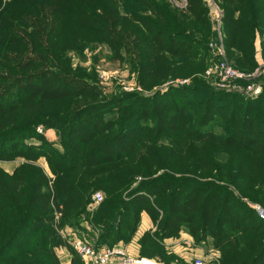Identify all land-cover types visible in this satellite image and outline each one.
Returning a JSON list of instances; mask_svg holds the SVG:
<instances>
[{
	"label": "trees",
	"instance_id": "obj_1",
	"mask_svg": "<svg viewBox=\"0 0 264 264\" xmlns=\"http://www.w3.org/2000/svg\"><path fill=\"white\" fill-rule=\"evenodd\" d=\"M132 1L149 16H126L117 0H41L0 12V162L25 160L11 174L0 167V264H61L55 248L62 246L73 264H83L58 229L89 214L96 192L107 199L92 222L103 232L95 248L135 238L145 213L156 230L136 241L140 255L130 247L135 256L172 264L176 256L165 241L186 231L197 243L210 239L221 264H264V221L230 188L165 172L150 177L162 159L189 163L177 168L185 173L220 172L209 157L221 150L244 160L235 157L234 182L256 185L264 177V97L252 101L209 88L204 98L199 79L165 93L109 95L72 68L69 52L105 44L115 60L128 59L140 86L149 88L183 77L177 64L188 68L187 58L200 65L217 41L203 0H186L188 20L174 12L168 17L153 0ZM218 2L228 59L253 71L256 33L264 37V0ZM66 99L90 103L56 113L53 106ZM40 126L59 133L62 150L37 132ZM33 139L38 143H28ZM41 158L53 178L37 164ZM127 161L150 167L144 176L150 179L132 188L134 178L102 176L105 167Z\"/></svg>",
	"mask_w": 264,
	"mask_h": 264
},
{
	"label": "rangeland",
	"instance_id": "obj_2",
	"mask_svg": "<svg viewBox=\"0 0 264 264\" xmlns=\"http://www.w3.org/2000/svg\"><path fill=\"white\" fill-rule=\"evenodd\" d=\"M0 1H2L0 3V12H2L3 10H7L8 8H14L13 10H15L16 8L20 9V7H27L26 4H38L41 0ZM117 1L121 7L123 14H125L126 16L129 15L131 12L140 13L144 16H149V13L144 7L135 3L132 0ZM153 1L155 2V5L158 10L164 12V14L167 16L169 15L170 18H172L171 16H173L172 14L174 12V14H178L180 16L179 20H181V18L184 20H188V18L186 17V0ZM203 2L208 7V16L211 21L212 29L216 33L217 41L212 42L210 44L211 49H207L206 55L200 58V65H191L190 60H188L187 58L184 59V62L189 64L188 68L181 67L180 62L177 64V67H180L182 69L183 77L179 76L168 78L167 81L158 82L153 84L149 88H144L140 86L138 81V71L132 66L131 62L128 59H125L123 61L115 60L113 58L112 51L105 44H98L91 48H86L82 51L81 54L74 51L69 52L68 58L71 61L72 68L74 70H81L83 72L82 74H84L86 78L98 84L105 91V93L109 95H117L122 92L140 93L147 96L159 91L165 93L172 85L179 87L189 86L190 84H192L194 79H199L204 82V84H200V87H202L200 95L204 98L210 96L211 92L209 88H212L216 91H227L231 94H236L252 101L263 98L264 88L262 89L261 93L258 95L257 98H250L249 94H251V91L249 90V87L253 84L264 83V72L262 71L264 68V37H261L259 35V31L256 33L257 35L255 36L254 40L255 69L249 72L241 70L239 67L234 65L235 62L233 60L230 61V58L228 59V54L226 55L224 33L222 28L223 13L220 9L221 7L219 5L218 0H203ZM32 16L34 18H37L39 15ZM34 18L27 17V20L33 21ZM179 20L177 19L176 21L179 23ZM40 28L41 30L43 29L41 25ZM11 40L14 41L12 45L18 42L16 38H10L9 41ZM220 45L224 49L226 57L225 60L227 61L229 66L233 67L238 71L245 72L246 74H248V76L250 75V77H247L245 80H232L226 79L220 74V71H218L217 69L218 65L222 61V57H220L218 54V49H220ZM10 74H16L15 67H12ZM173 101L176 104L180 103L179 100ZM62 102L63 103H58L53 106V110L56 113L69 114V112H71L76 107H80L87 103H90V101H75L71 99H66ZM194 103L195 102L193 100H190L188 106H192L194 105ZM37 132L39 134L45 135L47 140L51 143H54L58 150H62L61 146L58 145L60 135L57 131L52 129H44L40 126L37 128ZM28 143L37 144L38 142L33 139L31 141H28ZM219 152L221 153L216 152L213 154L212 157L209 158H214L215 167L217 169H220V172L216 171L215 173H205L202 175H196L194 171L185 173L187 169H181V171H178L177 168H187L189 167V163L183 162L180 159H178L177 161H169L162 159L152 165L153 172L150 177H158L159 175L165 172L170 176L176 178L187 176L198 181H214L215 184L226 185L238 197H240L244 202H246L250 207H252L258 215V210L256 208L264 210V177L263 179H260V181L256 185H251L249 179L244 182L235 183L233 173H235L237 167H240L239 165L236 166V158L241 163H243L244 160L242 161L239 156H235L234 154H230L229 152L221 150ZM192 157L194 156L192 155ZM186 160L191 163V157L187 158ZM24 162V159H17L11 162H0V167L5 172L11 174L17 167H19ZM37 164L45 170V172L50 178H53V175L49 169L48 163L45 158H41L37 162ZM145 166L147 165H143L142 162L134 163L127 161L125 163L107 166L101 171V174L102 176L107 177L120 176L125 178H134L135 183L132 186V188H134L139 182L150 179V177H144L146 176L145 174L148 171H151L150 167ZM159 166L160 168L163 167V169L161 171H157L156 174H153L155 170H158ZM142 170L143 172L141 173ZM132 188L130 187V189L128 190H131ZM101 193L103 194L104 200L106 201V194L104 192ZM126 194L127 193L125 191L123 193V196H125ZM93 196L91 198V203L88 205L87 209L89 214L83 216L81 219H79L78 223L73 226L65 225L63 228L58 229L59 237L62 240L66 241L74 252L76 251L73 248L72 243L75 240H83L86 243L92 245L94 248L97 247L98 244L101 245L100 241H102L101 236L103 233L102 228L92 222L94 220L96 212H98L102 203L96 204L93 201ZM155 230L156 226L153 224L151 218L147 214L143 213L140 220V224L138 226V232L136 234V237L132 240H129L128 237L122 238L120 240L114 241L112 246H129L131 247V250H134V253L140 255V246L138 243L140 238L146 232H154ZM165 246L169 254L171 253L176 256V259H173L174 262L172 264H192L193 261L197 258H202L206 264H221V254L217 250H215L213 243L210 239L201 243H197L186 231L182 232L178 239L166 240ZM55 252L61 264H73V256L68 247H56ZM133 252H131V254H133ZM82 263L87 264L84 262Z\"/></svg>",
	"mask_w": 264,
	"mask_h": 264
},
{
	"label": "built area",
	"instance_id": "obj_3",
	"mask_svg": "<svg viewBox=\"0 0 264 264\" xmlns=\"http://www.w3.org/2000/svg\"><path fill=\"white\" fill-rule=\"evenodd\" d=\"M218 54L222 57L221 63L218 65V71L226 79L232 80H245L248 76L245 72L238 71L233 67L229 66L225 60V52L223 47L220 45L218 49ZM264 72V68L262 70ZM264 88V83L253 84L249 87L251 94L250 98H257ZM93 201L96 204H101L104 201V196L101 192H96L93 196ZM258 210V215L264 220V210L256 208ZM60 214H56V219L58 220ZM78 256L84 263L87 264H165L159 259H151L147 257H139L131 254L129 246L117 245V246H107L101 248H94L89 243L83 240H75L72 243ZM192 264H206L202 258H197Z\"/></svg>",
	"mask_w": 264,
	"mask_h": 264
},
{
	"label": "crops",
	"instance_id": "obj_4",
	"mask_svg": "<svg viewBox=\"0 0 264 264\" xmlns=\"http://www.w3.org/2000/svg\"><path fill=\"white\" fill-rule=\"evenodd\" d=\"M129 249H130V247H129Z\"/></svg>",
	"mask_w": 264,
	"mask_h": 264
}]
</instances>
